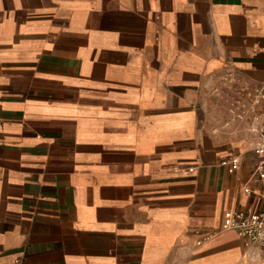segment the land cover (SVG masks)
<instances>
[{
	"label": "crops",
	"instance_id": "0c3cea01",
	"mask_svg": "<svg viewBox=\"0 0 264 264\" xmlns=\"http://www.w3.org/2000/svg\"><path fill=\"white\" fill-rule=\"evenodd\" d=\"M261 92L264 0H0V264H264Z\"/></svg>",
	"mask_w": 264,
	"mask_h": 264
},
{
	"label": "built area",
	"instance_id": "2783aa9c",
	"mask_svg": "<svg viewBox=\"0 0 264 264\" xmlns=\"http://www.w3.org/2000/svg\"><path fill=\"white\" fill-rule=\"evenodd\" d=\"M260 98L264 99V92L260 93ZM229 111L234 118L243 117V110L238 101L231 102ZM252 130L257 133V140L253 151L257 156L254 168L256 176L264 183V118L253 117ZM232 168H236L238 159L233 156L227 160ZM244 192L250 193L248 187ZM222 226L226 229L234 230L241 238L246 249L259 248L264 246V207L255 209L253 206H246L239 209L227 210L222 218ZM204 238H207L205 236ZM203 238V239H204ZM201 240H197L199 244ZM12 264H19L17 261Z\"/></svg>",
	"mask_w": 264,
	"mask_h": 264
}]
</instances>
